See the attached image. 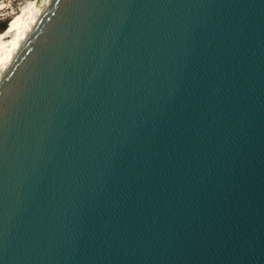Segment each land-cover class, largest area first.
I'll return each mask as SVG.
<instances>
[{
  "label": "water",
  "instance_id": "1",
  "mask_svg": "<svg viewBox=\"0 0 264 264\" xmlns=\"http://www.w3.org/2000/svg\"><path fill=\"white\" fill-rule=\"evenodd\" d=\"M0 264H264V0H42L0 68Z\"/></svg>",
  "mask_w": 264,
  "mask_h": 264
},
{
  "label": "bare ground",
  "instance_id": "2",
  "mask_svg": "<svg viewBox=\"0 0 264 264\" xmlns=\"http://www.w3.org/2000/svg\"><path fill=\"white\" fill-rule=\"evenodd\" d=\"M41 1L42 0H31L9 24V28L0 32V68L9 58L20 34L26 30L34 12L39 10Z\"/></svg>",
  "mask_w": 264,
  "mask_h": 264
},
{
  "label": "rangeland",
  "instance_id": "3",
  "mask_svg": "<svg viewBox=\"0 0 264 264\" xmlns=\"http://www.w3.org/2000/svg\"><path fill=\"white\" fill-rule=\"evenodd\" d=\"M31 0H0V32L8 29L22 8Z\"/></svg>",
  "mask_w": 264,
  "mask_h": 264
}]
</instances>
